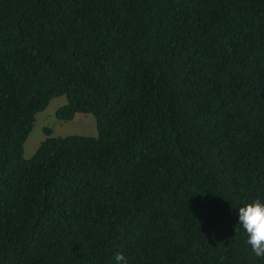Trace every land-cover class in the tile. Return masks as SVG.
I'll list each match as a JSON object with an SVG mask.
<instances>
[{
  "label": "trees",
  "instance_id": "1",
  "mask_svg": "<svg viewBox=\"0 0 264 264\" xmlns=\"http://www.w3.org/2000/svg\"><path fill=\"white\" fill-rule=\"evenodd\" d=\"M91 114L45 137L35 115ZM264 0H0V264H264Z\"/></svg>",
  "mask_w": 264,
  "mask_h": 264
},
{
  "label": "rangeland",
  "instance_id": "2",
  "mask_svg": "<svg viewBox=\"0 0 264 264\" xmlns=\"http://www.w3.org/2000/svg\"><path fill=\"white\" fill-rule=\"evenodd\" d=\"M66 102V97H53L47 107L36 113L34 125L28 134L24 146L23 156L29 158L45 137V128H50L54 136L68 134L96 135V122L91 114L76 113L70 120H60L55 116V110Z\"/></svg>",
  "mask_w": 264,
  "mask_h": 264
},
{
  "label": "clouds",
  "instance_id": "3",
  "mask_svg": "<svg viewBox=\"0 0 264 264\" xmlns=\"http://www.w3.org/2000/svg\"><path fill=\"white\" fill-rule=\"evenodd\" d=\"M236 217L235 230H242L246 243L256 257L264 258V201L259 199L230 209ZM113 264H128L122 252L113 255Z\"/></svg>",
  "mask_w": 264,
  "mask_h": 264
}]
</instances>
